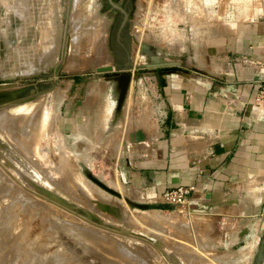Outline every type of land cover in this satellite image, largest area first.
I'll return each instance as SVG.
<instances>
[{"label":"rangeland","instance_id":"374dc122","mask_svg":"<svg viewBox=\"0 0 264 264\" xmlns=\"http://www.w3.org/2000/svg\"><path fill=\"white\" fill-rule=\"evenodd\" d=\"M19 1L0 0V109L5 107L10 116L23 110L18 122L25 117L30 130L36 131L37 125V133L42 132L29 157L23 154L25 147L16 148L0 129V173L50 203L51 210L40 205L36 210L43 222L50 216L54 228L51 225V232L40 236L28 234L24 238L29 242L21 243L33 250L30 256L39 262L49 257L44 264H264V171L242 179L226 198L202 206L193 198L183 208L162 207V196L154 198L128 181L133 172L148 180L149 174L140 168L166 160L156 147L162 75L167 69L162 64L184 61L172 71H181L182 66L197 69L195 59L207 65L213 40L264 19V0H113L130 18L124 39L131 66L123 70L117 65L121 51L114 40L122 14L109 0H24L22 5ZM76 16L79 33L70 25ZM98 31L105 35H100V46ZM74 36L80 37L76 44ZM98 46L106 48L101 53L111 56L110 64L99 66ZM78 61L88 64L68 69ZM64 156L76 171L69 181L56 173ZM38 169L46 175L40 176ZM52 179L75 187L69 185L70 193L58 190L48 183ZM141 216L158 219L161 230ZM94 238L100 241L93 251H85ZM110 238L131 254L114 257L108 249Z\"/></svg>","mask_w":264,"mask_h":264},{"label":"crops","instance_id":"0c3cea01","mask_svg":"<svg viewBox=\"0 0 264 264\" xmlns=\"http://www.w3.org/2000/svg\"><path fill=\"white\" fill-rule=\"evenodd\" d=\"M214 41L207 65L195 59L199 70L166 67L162 75L156 147L166 160L140 168L148 180L136 172L128 178L154 198L192 186L196 202L210 205L264 171V110L253 105L264 84V19Z\"/></svg>","mask_w":264,"mask_h":264},{"label":"bare ground","instance_id":"6f19581e","mask_svg":"<svg viewBox=\"0 0 264 264\" xmlns=\"http://www.w3.org/2000/svg\"><path fill=\"white\" fill-rule=\"evenodd\" d=\"M21 1V5L23 4V1L24 0H20ZM19 1V2H20ZM72 1V0H71ZM76 1V0H75ZM74 1V2H75ZM74 2L72 3L73 5H74V7L76 6V4L78 3V1H77V3L76 4H74ZM80 2V1H79ZM25 3H26V1H25ZM45 3V2H44ZM28 4V3H27ZM26 4V5H27ZM79 4V3H78ZM21 5H20V7H21ZM20 7H18V8H20ZM73 10H74V8H73ZM75 10H76V8H75ZM74 12H76V11H74ZM21 13V12H20ZM19 13V14H20ZM73 16H75V14L73 15ZM27 17V16H26ZM73 18V17H72ZM80 19H78L77 18V16H76V20H74V18H73V21H71L72 23L70 24L71 25V29L72 30H76L77 29V32H78V28H79V25H80V21H79ZM80 29V28H79ZM103 31V30H102ZM73 32H76V31H73ZM79 33V32H78ZM98 33H100V31H98L97 32V35H98V37H97V35H96V37H97V40H98V45L100 46V41L102 40L101 38H100V35H101V37L104 35V34H98ZM102 33V32H101ZM103 33H105L104 31H103ZM215 33V32H214ZM47 34H48V32H47ZM50 34V33H49ZM52 34V33H51ZM76 34V33H75ZM217 34V33H216ZM49 37V36H48ZM48 37H46V38H48ZM51 37H53V36H51ZM74 37H76V36H74ZM104 37H105V35H104ZM45 38V39H46ZM79 38L80 37H76V38H73L74 39V41H73V43L74 44H76V42L77 41H79ZM49 40H51L52 38H48ZM106 41V40H105ZM72 43V44H73ZM106 43V42H105ZM197 43V42H196ZM103 44H104V42H103ZM197 45H199V44H197ZM98 46V53H99V56H102V57H100V60H99V66H104L105 65V63L106 64H110L111 63V56L109 55V54H107V53H101L102 51L103 52H106L107 50H106V48H103L104 50H100V48H102V47H99ZM104 46H106V45H104ZM196 46V45H195ZM199 47V46H198ZM197 47V48H198ZM51 50V49H50ZM50 50H49V52H50ZM52 53V52H51ZM47 55H48V53H47ZM51 55V54H50ZM50 57V56H49ZM45 60V59H44ZM81 64H88L87 62L86 63H83L82 61H78V62H74V63H70L68 66V69H70V68H76V67H79ZM83 65V66H84ZM81 67V66H80ZM77 69V68H76ZM155 93V92H154ZM26 102V101H25ZM30 105H32V104H30ZM5 108V107H4ZM0 109V129L3 131L4 130V132H6L5 133V135L7 134V138H8V140H11V142H13L14 144H15V146H16V148L17 147H25V152L23 153L25 156L27 155L28 156V154H29V157H31L30 156V154H32V151H30L31 150V148H33L32 146L33 145H35L38 141H39V135H40V133L42 132L41 131V129H40V133H37V131H38V126L36 125V127H37V129H36V131H35V129H32V130H30L29 128H28V125H29V123L26 121V119H24V121H23V119H22V122L20 123V122H18V120L20 119L21 120V118L20 117H22V113L24 112L23 110H18V115L16 116V114H15V116H10L9 115V113H7V111L5 112V109ZM28 108H30V107H28ZM32 108V107H31ZM23 111V112H22ZM24 113H26V112H24ZM33 113V112H32ZM38 113V112H37ZM35 114V113H34ZM28 115V114H27ZM40 115V114H39ZM39 115H37L38 117H39ZM41 115H43L42 113H41ZM25 116V115H24ZM29 116V115H28ZM28 116H26V117H28ZM160 116L162 117V112L160 113ZM29 118H31V117H29ZM37 118V117H36ZM34 119V120H37V119ZM41 119H43V117H40ZM39 118V120H41ZM27 120H28V118H27ZM30 121V120H29ZM38 121V120H37ZM37 121H35L36 123H37ZM17 122H18V126H16L15 124H17ZM31 122V121H30ZM34 121L31 123L32 124V126L34 125L35 126V123ZM42 122H43V120H42ZM39 123H40V125H41V121H39ZM147 124V123H146ZM11 125H15L14 126V128L13 129H11V131H5V130H8L9 129V127L11 126ZM31 126V127H32ZM33 126V127H34ZM13 127V126H12ZM39 127H41V126H39ZM42 127H43V123H42ZM149 127V126H148ZM151 128V127H150ZM79 129V128H78ZM42 130H43V128H42ZM1 131V132H2ZM12 131H16L15 133H13V134H9V133H12ZM17 132H19V134L17 133ZM4 134V133H3ZM12 135H14L15 137H17V138H15V137H13ZM20 135V136H19ZM19 136V137H18ZM41 137H42V135H41ZM41 139V138H40ZM33 144V145H32ZM39 145V144H38ZM37 145V146H38ZM36 146V147H37ZM63 148H64V146H62ZM21 148H19V150H20ZM22 150V149H21ZM20 150V151H21ZM35 150V149H34ZM62 150V149H61ZM61 150H60V152H61ZM66 150V149H65ZM76 150H78V149H76ZM82 150V149H81ZM36 152V151H35ZM38 152V151H37ZM76 152V151H75ZM74 152V153H75ZM63 153V152H62ZM77 153V152H76ZM34 154V153H33ZM65 154V153H64ZM86 154V153H85ZM66 156H67V154H65ZM62 157H63V154L61 155ZM60 156V157H61ZM69 156V155H68ZM67 156V157H68ZM76 157V156H75ZM86 157V156H85ZM80 158H81V156H80ZM84 158V157H83ZM82 158V159H83ZM86 159V158H85ZM55 160V159H54ZM31 161H33V159L31 160ZM58 162H59V160H57ZM56 163V162H55ZM86 163H87V161H86ZM57 164V163H56ZM35 165V164H34ZM37 165V164H36ZM73 166V162H72V165H71V163H70V160H69V158L67 159V158H65V156H64V158H61V160H60V162H59V165H58V167L56 168V173L58 172V173H62L63 175L65 174V179L67 180V181H69V179H70V176L71 177H73V173L75 172L76 173V171H74V172H72L73 170L71 169V167ZM35 167V166H34ZM54 167V166H53ZM75 167V166H74ZM74 167H73V169H74ZM40 168V167H39ZM52 168V167H51ZM54 170V169H53ZM38 174L40 175V176H44V174L46 175V171H44V169H43V171L42 170H40L39 171V169H38ZM75 175V174H74ZM9 175H7V177H8ZM66 176L68 177V178H66ZM7 177H6V175H4V174H1L0 173V178H2V180H1V187L3 188V189H1V187H0V204H3V212H0V264H8V263H10V261L11 260H14V262H16L17 260H18V263L19 264H44L45 262H48L49 261V257H47L46 258V260L47 261H43V262H39L38 260H36V258L35 257H33V256H30V253L29 252H32L33 250L31 249V248H29L30 246H26L27 248L26 249H24V246L25 245H22L21 246V243H23L26 239L24 238V237H26V235H28V234H32V236H34V235H39V234H44V233H49V232H51V225L53 224V222L54 221H52V222H50V220H52L51 219V217L50 216H48V215H46V216H44V218H46L45 220L46 221H44L45 223H46V225H45V223L38 217V213H37V210H36V208L38 207V205H40V206H42L43 208H45V209H50L51 210V208L49 207V204H45V203H43V201L41 200V199H38V198H36V197H34L33 195H31V193H29L28 191H26L25 192V190H22V189H25V188H23L22 186L19 188V186L18 185H14V184H16V183H12L10 180H9V178L7 179ZM14 177V176H13ZM31 177V179H32V177L34 178L35 176H30ZM39 178V177H38ZM80 178V177H79ZM79 178H78V180H79ZM11 179V178H10ZM42 179V178H41ZM43 179H44V177H43ZM72 179V178H71ZM73 179H75V178H73ZM33 181H34V179H32ZM37 180V179H36ZM48 180V179H47ZM38 181V180H37ZM40 181V180H39ZM70 181H72V180H70ZM116 181V180H115ZM36 182V181H35ZM77 182V181H76ZM114 182V181H113ZM112 182V183H113ZM117 182V181H116ZM47 183V182H46ZM49 184H51L52 185V187L54 186L55 188H57L58 190H62V191H64V192H72L71 190V188H73V187H75V186H73V185H70L72 182H70V186H73V187H70L65 181H64V179L63 180H59V181H56V180H54V179H52L51 180V182H48ZM118 183V182H117ZM47 185V186H50V185ZM78 184V183H77ZM108 184V183H107ZM114 184H116L115 182H114ZM22 185V184H21ZM76 185V184H75ZM117 185V184H116ZM112 186V185H111ZM118 186V185H117ZM51 187V186H50ZM53 187V188H54ZM113 187H114V185H113ZM22 188V189H21ZM27 189V188H26ZM50 189V188H49ZM29 190V189H28ZM52 190V189H51ZM54 190H56V189H54ZM53 190V191H54ZM57 190V191H58ZM75 190H76V188H75ZM31 191V190H30ZM32 192V191H31ZM56 192V191H55ZM59 192V191H58ZM76 192V191H75ZM78 192V191H77ZM13 193H14V195H15V197L13 196ZM33 193V192H32ZM79 194H80V192H78ZM64 196V195H63ZM80 196V195H79ZM255 196V195H254ZM258 196V195H257ZM23 198H25V199H23ZM86 198V197H85ZM109 198V197H108ZM75 199V198H74ZM83 199V198H82ZM110 199V198H109ZM72 200V199H71ZM87 200V199H86ZM252 200V199H251ZM47 202V201H46ZM104 202V201H103ZM107 202H109V201H107ZM111 202V201H110ZM113 202V201H112ZM119 202V201H118ZM251 202V201H250ZM259 202V201H258ZM19 203V204H18ZM74 203V202H73ZM114 203H115V201H114ZM117 203V202H116ZM119 205V204H118ZM117 205V206H118ZM2 206V205H1ZM37 206V207H36ZM52 206H54V205H52ZM115 206V205H114ZM123 206H125V205H123ZM56 207V206H55ZM83 207V206H82ZM56 208H58V207H56ZM64 209H66V208H64ZM0 211H2V209L0 210ZM44 211V210H43ZM46 211V210H45ZM44 211V212H45ZM43 212V213H44ZM67 212V211H66ZM41 214V213H40ZM47 214V213H46ZM74 214V213H73ZM54 215V214H53ZM70 215H72V214H70ZM38 219H37V218ZM41 217V216H40ZM75 217V216H74ZM53 218H55V217H53ZM122 218V217H121ZM38 220L37 221V223H36V221H34V220ZM40 220V221H39ZM82 220V219H81ZM140 220H143L144 222H150L154 227H156L155 229H159L160 228V221L158 220V219H155V218H153V219H150V218H148V217H144V216H141V219ZM68 221V220H67ZM78 221V220H77ZM61 223H63V222H61ZM79 223V222H78ZM81 223V222H80ZM77 224V223H76ZM63 225H65V223H63ZM74 225V224H73ZM79 225V224H78ZM183 225V224H182ZM196 225H198V224H196ZM53 226V225H52ZM84 226V225H83ZM89 226V225H88ZM91 226V225H90ZM148 226V225H147ZM185 227V226H184ZM183 227V228H184ZM194 227H196V226H194ZM45 228V229H44ZM53 228H54V226H53ZM81 228V227H80ZM188 228V227H187ZM187 228H185L186 229V231H187ZM61 229V228H60ZM66 229V228H65ZM102 229V228H101ZM154 229V228H153ZM181 229V228H180ZM24 230V231H23ZM57 230V229H56ZM98 230V229H97ZM159 230H161V229H159ZM184 230V229H183ZM17 231H19L20 232V235H18L17 234ZM61 231V230H60ZM64 231V230H63ZM77 231V230H76ZM88 231V230H87ZM100 231V230H99ZM90 232V231H89ZM93 232V231H92ZM91 232V233H92ZM24 233V234H23ZM62 233V232H61ZM67 233V232H66ZM100 233V232H99ZM123 233H125V232H123ZM52 234V233H51ZM50 234V235H51ZM72 234V233H71ZM76 234H77V232H76ZM87 234V233H86ZM29 235V236H30ZM61 235V234H60ZM63 235V234H62ZM131 235V234H130ZM184 235H186V234H184ZM15 236H17L18 238H17V240H16V242H15ZM40 236V235H39ZM59 236V235H58ZM64 236H66V234L64 235ZM73 236V238L74 239H77V243L78 244H81L82 242H79L80 240H79V236L78 237H76V236H74V235H72ZM88 236V235H87ZM28 237V236H27ZM42 237V236H41ZM47 237V236H46ZM57 237V236H56ZM71 237V236H70ZM110 237V236H109ZM112 237V236H111ZM114 237V236H113ZM158 237V236H157ZM190 237V235L188 236V238ZM101 238L103 239V240H105V239H107L108 237H103V235H101ZM116 238V237H115ZM118 238V237H117ZM121 238V237H120ZM119 238V239H120ZM32 239H33V237H32ZM42 239H43V237H42ZM45 239V238H44ZM51 239V238H50ZM49 239V240H50ZM69 239V238H68ZM90 239V238H89ZM88 239V240H89ZM95 240H91V241H88V245L87 246H85V247H83L84 248V250L85 251H93V249H94V247L96 246V242H99L100 241V239H98V238H94ZM97 239V240H96ZM122 239V238H121ZM130 239V238H129ZM204 239V238H203ZM21 240H23V241H21ZM28 240V239H27ZM27 240H26V242H27ZM30 240V239H29ZM61 240V239H60ZM110 240H112L111 242V244L112 245H110V246H108V249L110 250V251H112L113 252V256L114 257H116V253H123L126 257L128 256V255H130L131 253H130V251H128V250H126V249H124L123 250V248L121 247V246H119V245H115L114 243H113V238H110ZM115 240V239H114ZM123 240V239H122ZM188 240V239H187ZM40 241V240H39ZM47 241H48V239H47ZM54 241H56V240H53V242ZM115 241H118V240H115ZM190 241V240H189ZM29 242V241H28ZM27 242V243H28ZM41 242V241H40ZM45 242H46V240H45ZM50 242H52V241H50ZM124 242V241H123ZM138 242V241H137ZM201 242H202V240H201ZM205 242V241H204ZM57 243V242H56ZM129 243V242H128ZM16 244H18V246H16ZM47 244H49V242L47 243ZM46 244V245H47ZM67 244V243H66ZM95 244V245H94ZM102 244V243H101ZM123 244V243H122ZM132 244V243H131ZM137 244V243H136ZM42 245H43V243H42ZM64 245V244H63ZM21 246V247H20ZM105 246V245H104ZM145 246V245H144ZM111 247V248H110ZM249 247H251V246H249ZM254 247V246H253ZM252 247V248H253ZM37 248V247H36ZM122 248V249H121ZM145 248V247H144ZM31 249V250H30ZM34 249V248H33ZM121 249V250H120ZM140 249H142V248H140ZM255 249V248H254ZM131 250V249H130ZM248 250V248L246 249V251ZM250 250V249H249ZM50 251V250H49ZM144 251H146V250H144ZM133 252V251H132ZM147 252V251H146ZM250 252V251H249ZM249 252H247L248 254H249ZM252 252V251H251ZM145 253V252H144ZM247 253H241V254H243V255H246L247 256ZM41 254V253H40ZM40 254H39V256H40ZM57 254H58V252H57ZM55 255V254H54ZM60 255V254H59ZM62 255H63V252H62ZM61 255V257H63ZM66 255V254H65ZM105 256V255H104ZM140 256H142V255H140ZM145 256V255H144ZM242 256V255H241ZM51 257V256H50ZM243 257H245V256H243ZM249 257V256H248ZM247 258V257H246ZM245 258V259H246ZM103 259V258H102ZM233 259V258H232ZM140 260V259H139ZM150 260V259H149ZM120 261V260H119ZM233 261V260H232ZM231 261V262H232ZM239 261H241L240 259H239ZM249 261H250V258H249ZM248 261V262H249ZM51 262V261H50ZM68 262V261H67ZM70 262V261H69ZM237 262V261H236ZM235 262V263H236ZM129 263H131V264H142V262L140 261V262H129ZM47 264V263H46ZM54 264V263H53ZM231 264V263H230ZM233 264V263H232Z\"/></svg>","mask_w":264,"mask_h":264},{"label":"built area","instance_id":"2783aa9c","mask_svg":"<svg viewBox=\"0 0 264 264\" xmlns=\"http://www.w3.org/2000/svg\"><path fill=\"white\" fill-rule=\"evenodd\" d=\"M175 61L182 62L183 60L181 59L171 60V62H175ZM253 105L256 108H260L264 110V84H258L257 93L255 94V97L253 100ZM161 109L162 108L160 107L159 110ZM161 119L162 117L160 118V120ZM195 192L196 190L192 186H178L173 189H168L162 194V207L163 206L170 207V208L171 207H175V208L186 207L188 205L189 200L194 198Z\"/></svg>","mask_w":264,"mask_h":264},{"label":"water","instance_id":"95a60500","mask_svg":"<svg viewBox=\"0 0 264 264\" xmlns=\"http://www.w3.org/2000/svg\"><path fill=\"white\" fill-rule=\"evenodd\" d=\"M110 5L114 8V10L118 11L122 14L121 22L119 23V26L117 27V30L114 34V40L116 45L119 46L121 51V56L116 57L117 58V65H121L120 68L128 69L131 61L130 57V49L128 45L127 39H124L126 34V25L129 21V14L125 8L114 2L113 0H109ZM175 66H181L179 63L170 62L167 64H162V67H175Z\"/></svg>","mask_w":264,"mask_h":264},{"label":"flooded vegetation","instance_id":"af4514ba","mask_svg":"<svg viewBox=\"0 0 264 264\" xmlns=\"http://www.w3.org/2000/svg\"><path fill=\"white\" fill-rule=\"evenodd\" d=\"M117 56V55H116ZM118 57V56H117Z\"/></svg>","mask_w":264,"mask_h":264}]
</instances>
